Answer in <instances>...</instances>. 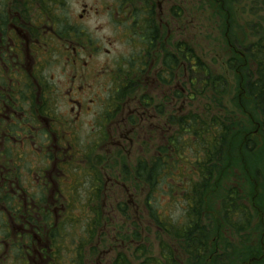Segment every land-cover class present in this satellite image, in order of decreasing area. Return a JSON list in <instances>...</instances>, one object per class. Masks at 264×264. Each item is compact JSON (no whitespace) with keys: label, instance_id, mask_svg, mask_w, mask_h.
<instances>
[{"label":"flooded vegetation","instance_id":"af4514ba","mask_svg":"<svg viewBox=\"0 0 264 264\" xmlns=\"http://www.w3.org/2000/svg\"><path fill=\"white\" fill-rule=\"evenodd\" d=\"M97 1L93 6L86 0H73L79 12L78 19L71 22L67 16L68 0H0V206L8 204L11 209L3 220L0 215V229L6 239L9 237L7 246L11 248L0 264H20L23 260L25 264L48 263L54 231L66 218L68 173L85 164V152L77 142L74 127L84 116L94 117V108L102 104L94 89V60H87L97 52L100 39L96 32L103 25L92 28L91 38L86 28L78 24L84 17L98 16L100 11L101 15L116 14L118 17L112 21L117 20L125 36L138 46L126 63L129 74L114 81L115 99L105 104L112 107L114 118L127 108L122 119L125 124L117 123L116 146L123 147L128 134L134 131L127 129V123L153 119L166 129L177 126L178 117L173 110L168 114L157 112L158 103H153L146 92L133 98L127 95L147 83L148 90L154 87L160 92L165 85L161 79L164 52L155 70L153 63L162 34L159 13L167 0ZM171 10L175 12V7ZM104 23L108 25L109 19ZM173 46L170 53L175 65L177 42ZM56 65L61 78L55 74ZM172 74L171 82L175 83L171 91L168 88V104L177 100V66ZM60 107L67 110L66 115ZM71 118L76 123L74 127ZM88 146L94 162V141ZM7 150H18L33 160L30 168L24 171L19 167L15 174L14 164L5 163ZM6 192L11 197H5L3 203Z\"/></svg>","mask_w":264,"mask_h":264},{"label":"trees","instance_id":"16d2710c","mask_svg":"<svg viewBox=\"0 0 264 264\" xmlns=\"http://www.w3.org/2000/svg\"><path fill=\"white\" fill-rule=\"evenodd\" d=\"M206 1L220 7L232 26L239 24V19L235 20L234 9L237 8L235 5L240 7L247 4L245 7L249 8L251 14L264 10V0ZM247 23L252 24L257 38L245 46L242 45L243 40L235 33L226 31L230 42L233 43L232 56L227 59V65L236 88L234 102L244 112V115H240L242 119L250 121L248 124L241 123L237 130L233 131L231 117L222 110L223 97L229 92L226 77L219 73L212 74L196 56L194 50L184 42L177 43L178 57L175 65L171 53L164 52V71L161 77L163 83L169 84L173 76L172 70L177 66L180 71L185 62L190 76L182 74L181 78L188 96L192 95L196 99L206 98L208 95L209 106L215 108L216 112L209 113L204 108L202 111H189L180 115L176 131L167 138V142L157 146L156 154L150 158L137 160L129 181L135 189L145 188L142 200L145 214L157 228V233L165 235L170 242L162 247L161 258L142 256L139 264H180L179 255L186 256V264H214L222 254L213 251V248L217 249L218 241L219 243L227 241L222 233L225 234L226 230L232 232L236 230L245 234L251 229L253 214L258 216L252 226L256 234L246 235L249 242L244 238L247 242L246 248L244 246L246 250L237 257L241 260L237 264H264V170L252 165L250 160L243 161V157L255 159L259 153L264 154V26L258 20H250ZM260 31L262 32L258 37ZM179 94L181 96V91ZM185 149L192 153L190 158L184 155ZM91 151L92 148L88 146L84 157L85 164L68 173L66 218L60 228L56 226L47 264H62L61 249L66 240V230H69L70 239L81 230L79 224H83L82 230L85 233L83 236L80 235L75 252L64 255L66 264H86L87 258L83 252L85 246L89 248V254L99 253L97 245L92 242L94 237L101 235L98 231L100 222L102 224L103 221L100 193L104 185L102 174L97 170L101 159L94 158L93 162L88 156ZM7 153L5 163L14 164L15 174L19 167L26 171L33 162L18 150L13 152L7 150ZM257 166L261 167L262 163L257 162ZM125 175L127 178L128 175L126 173ZM178 178L181 180L176 181ZM230 178L235 179V184L228 186L227 189L223 188L224 181ZM164 182L169 185L171 190L169 196L172 200L182 203L180 207L184 211V221L181 223L166 213L165 203H161L163 195L159 185ZM84 183L86 187L83 191ZM178 192L181 195L179 198L174 196ZM209 192L217 193L220 200V219L215 220L216 235L212 237L217 241L216 243L212 241L211 244L209 232H213L214 228L208 230L204 219ZM5 197H11V193L6 192L3 195L1 199L3 203ZM245 198L250 200L251 207L245 202ZM7 205L0 206L2 220L6 214L11 213ZM79 209L87 219H79V215L74 214V211ZM126 209V204L119 205V211L124 216H127ZM0 230L3 234L0 237L5 238L4 230ZM124 237H127V234H124ZM2 246L1 243L0 251ZM1 255L0 262H3L6 254ZM5 264L11 263L7 261ZM20 264H25V260ZM111 264L132 263L126 253L119 251ZM227 264H235V261H227Z\"/></svg>","mask_w":264,"mask_h":264},{"label":"rangeland","instance_id":"374dc122","mask_svg":"<svg viewBox=\"0 0 264 264\" xmlns=\"http://www.w3.org/2000/svg\"><path fill=\"white\" fill-rule=\"evenodd\" d=\"M68 1H70V5H67V16L71 22H75L76 18L78 19L77 13L79 9L74 6L73 0L72 4L71 0ZM96 1L97 0H86L88 5L93 6ZM97 2H101V0ZM172 6L173 8L175 7V12L171 10ZM245 6H247V4L244 6L241 5L240 7L239 5H235L237 8H233L235 20L239 19V24L232 26V23H228L224 11L220 10V7L213 6L209 1L167 0L164 2L162 11L159 13L161 14L163 22L162 34L159 39L160 46L156 48L153 63V70H155L159 67V58L162 57L164 51H174L173 45L176 42H184L194 50L196 56L208 67L212 74H223L228 81L229 92L223 97L224 101L222 100V103H224V109L222 110L224 114L226 113L231 117L233 131L237 130L241 123L246 122V124H248L250 121L242 119L243 117L240 115H244V112L241 111L234 102L236 88L235 84L232 83L233 77L227 65V59L232 56L233 43L230 42L227 35L228 32L226 31L229 30L235 33L240 40H243L242 45L245 46L257 38L252 24L247 22L250 20H258L261 21L264 26V10L251 14L249 8ZM243 8H245V11H243ZM116 16V14L101 15L100 11L98 16H86L83 21L78 22V24L86 28V31H88L87 35L91 38L93 37L92 28L98 24L103 25V27L96 32V36L100 39L97 52H94V56L87 60L88 63L94 60V69H96L97 72L94 89L97 91V95H99L102 104L94 108L96 112V114L94 112V117L93 115L84 116L82 121L78 124L74 123L72 118L70 119V124L73 127L75 124L77 125L74 127L78 135L77 142L80 143V147L83 146L84 152L88 149L86 145L94 141V158L97 159L99 157V159H101L100 166L97 170L100 171L104 180V186L100 193L103 221L102 224L100 222L98 228L101 235L94 237L92 242L94 245H97L99 253L95 255L89 254V248L85 246L83 252L87 258L86 264H111L116 253L119 251L126 253L132 264H139L142 260V256L147 258L150 255L151 258H161L162 247L170 244L165 235L157 233V228L145 214V208L142 205L143 196L146 192L145 188L141 190V187H137L135 189V186L130 183L129 179L131 177L130 175L133 173L136 161L141 157L150 158L153 156L156 147L164 142L166 136L174 127L171 126V129L168 130L164 124H156V121L153 119L144 120L141 123L137 121V123L133 125L127 123V129H134V131L128 134L129 138L125 140L126 142H124L123 147H119L115 144L119 132L116 127L117 123L120 125L125 124L122 119L123 112L127 113V108L114 118L112 115V107H107V105H105L115 99L114 81L116 82L117 78L121 80V78L129 74L128 65L126 63H128V59L138 49V46H135V42L130 41V39L125 36L123 26L118 24L117 20L115 22L112 21V18H116ZM105 19H109L110 23L108 25L104 23ZM262 31L259 32L258 37ZM55 67V74L57 77L61 78L62 73L60 72V68L58 69L59 65ZM182 69H184L183 72ZM182 74L186 77L190 76L189 72H187L185 62H183V68L181 67L179 71L180 78ZM177 80L178 79H176V81ZM174 83L175 81L170 86ZM144 86V88H141V85V87H135L134 90L131 89V92L127 95L133 98L146 92V95L152 97L153 103H158L157 112L164 110V112L168 114L173 110L176 117L188 111H202L204 108H206L209 113L216 112L215 108L213 109L209 106L210 97L208 95L206 98L197 97L192 100L177 99L174 103L168 104L169 99L166 100L170 95L168 87L163 86L162 92H160V88L155 89L153 87L152 90H148L149 83ZM178 89H182L183 96H185L186 90L181 81L178 83ZM175 90L174 88V92ZM60 110L66 115L67 110L62 107H60ZM153 113L155 114L156 112L153 111ZM163 117H165V114H163ZM92 128H94L93 140L91 138ZM184 155L190 158L192 153L185 149ZM249 160L252 165L254 164L257 168L264 170L263 153L256 155L255 159L243 157L244 162ZM257 162L258 164L262 163V166H257ZM174 171L176 170L174 169ZM125 173L128 175L127 178ZM178 180L181 179H176V181ZM235 182L234 178L225 180L223 188L227 189L228 186L234 185ZM184 183L183 180V184ZM174 185L176 186L177 184L174 183ZM78 187L79 185H77V188ZM85 187L86 184L84 183L82 185L83 191ZM159 188L162 189L163 197L161 203H165L166 213H169L171 217L178 222H183L184 211L180 207L182 203L172 200V197L169 196L171 190L169 189V185L165 184V182L160 183ZM165 188H167V190ZM179 192L178 194H174V196L176 195L179 198L181 196ZM242 194H244V192H242ZM245 202L251 207L249 199L245 198ZM206 203H208L207 206L205 204L204 219L206 226L208 230L214 228L213 232H209V242L211 244L213 243L212 241H215V243L217 241L212 237L216 235L215 220L219 221L220 219V200L218 194H211L209 192L207 194ZM120 204L122 206L123 204L127 205V216L122 215L118 210ZM74 214L79 215V219H87L84 214L80 213V209L75 210ZM257 217L256 214L252 215L251 229L245 234L237 232L236 230L233 232L226 230L225 234L222 233L227 241L223 243H219L218 241L217 249L213 248V251L216 250L217 253L222 254V257L217 260L216 258L214 259L216 260L214 264H227V261H235V264H237L239 263L238 261H241L237 259V257L242 255V251L246 250L247 242L244 240V238H246L248 241L246 235L252 233L255 236L256 231L254 229L252 230V226L256 223ZM79 226L81 230L76 232L75 236L70 239H68L69 230H66V240L61 249L62 264H66L64 255L68 252L71 254L75 252L74 249L78 244L80 235L83 236L85 233L82 230L83 224H79ZM124 234H127V237H124ZM0 235H3L2 232H0ZM8 240L9 237L7 239L0 237V243L3 242L5 246V248L0 251V254H6L10 251V246H7ZM185 259L186 256L179 255L180 264H186Z\"/></svg>","mask_w":264,"mask_h":264}]
</instances>
